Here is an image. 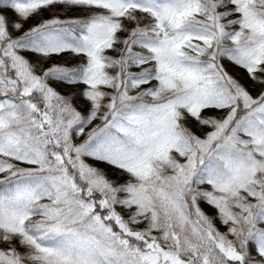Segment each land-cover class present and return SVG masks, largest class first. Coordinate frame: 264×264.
<instances>
[{"label":"snow or ice","instance_id":"obj_1","mask_svg":"<svg viewBox=\"0 0 264 264\" xmlns=\"http://www.w3.org/2000/svg\"><path fill=\"white\" fill-rule=\"evenodd\" d=\"M0 264H264V0H0Z\"/></svg>","mask_w":264,"mask_h":264}]
</instances>
